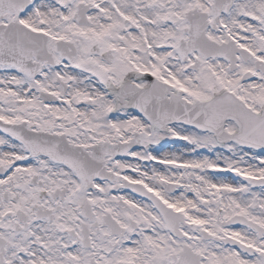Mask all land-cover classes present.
Here are the masks:
<instances>
[{"label": "snow or ice", "instance_id": "1", "mask_svg": "<svg viewBox=\"0 0 264 264\" xmlns=\"http://www.w3.org/2000/svg\"><path fill=\"white\" fill-rule=\"evenodd\" d=\"M0 264H264V0H0Z\"/></svg>", "mask_w": 264, "mask_h": 264}]
</instances>
